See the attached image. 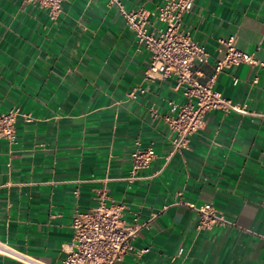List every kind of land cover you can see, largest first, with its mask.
<instances>
[{
  "label": "crops",
  "instance_id": "obj_1",
  "mask_svg": "<svg viewBox=\"0 0 264 264\" xmlns=\"http://www.w3.org/2000/svg\"><path fill=\"white\" fill-rule=\"evenodd\" d=\"M121 1L161 26L152 14L164 0ZM182 23L208 52L198 80L213 78L251 114L211 110L189 147L172 153L163 116L183 98L171 79L146 78L148 52L115 6L62 0L51 18L0 0V113L18 106L29 117L17 119L15 142L0 139V243L20 254H0V264H60L73 213L93 207L99 191L129 222L148 223L117 264H264V0H194ZM232 35L258 63L215 74L219 39ZM136 141L156 156L129 180ZM203 203L230 224L198 229L187 204Z\"/></svg>",
  "mask_w": 264,
  "mask_h": 264
},
{
  "label": "built area",
  "instance_id": "obj_2",
  "mask_svg": "<svg viewBox=\"0 0 264 264\" xmlns=\"http://www.w3.org/2000/svg\"><path fill=\"white\" fill-rule=\"evenodd\" d=\"M21 1L46 9L51 18L59 14L62 2V0ZM193 1L164 0L157 13L152 14L161 24L156 27L151 23V14L142 7L126 9L121 0H108V4L117 8L127 26L134 32L137 43L148 52L146 78L171 79L174 91L179 92L183 98L180 102L170 100L169 113L163 116L168 127L172 153L181 152L189 147L191 136L205 127V115L211 110H219L223 114L231 112L251 114L245 104L234 102L215 89L213 78L207 82L198 80L197 67L207 61L208 52L184 31L182 23L183 15ZM235 40L234 35L219 39L224 50L222 58L214 66L215 74L232 65L242 63L257 65L258 62L252 54L245 53L235 46ZM259 65L264 67L262 62ZM257 81V77L252 80L255 84ZM233 83H237V80L234 79ZM138 92L142 90L136 88L131 90L128 93L129 98H135ZM151 111L154 112L152 108ZM19 117L25 120L29 118L18 106H12L0 113V139L16 141L15 124ZM135 144L136 148L130 154L129 180L136 179L137 171L147 168L156 156L153 147L141 148L138 141ZM106 197L105 193L99 191L93 207L85 211L76 210L73 213L71 248L60 264H117L133 250L132 240L141 229L148 226V223L129 222L125 217L124 206L120 203L107 205ZM187 205L197 213L198 229L230 224L224 214L211 203ZM262 237L264 238V234ZM1 245L3 250H0V254L20 256L7 246ZM144 252H148V248L140 250V253ZM21 258L18 260L25 264H43L32 260L23 261Z\"/></svg>",
  "mask_w": 264,
  "mask_h": 264
},
{
  "label": "bare ground",
  "instance_id": "obj_3",
  "mask_svg": "<svg viewBox=\"0 0 264 264\" xmlns=\"http://www.w3.org/2000/svg\"><path fill=\"white\" fill-rule=\"evenodd\" d=\"M0 246H2V245L0 244ZM0 250H3V248H2V247H0Z\"/></svg>",
  "mask_w": 264,
  "mask_h": 264
}]
</instances>
